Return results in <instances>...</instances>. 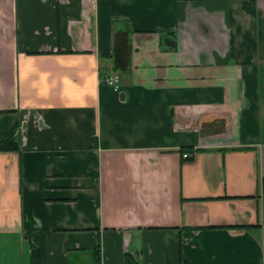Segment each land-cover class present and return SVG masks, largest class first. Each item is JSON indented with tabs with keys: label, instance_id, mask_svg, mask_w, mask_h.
I'll use <instances>...</instances> for the list:
<instances>
[{
	"label": "crops",
	"instance_id": "1",
	"mask_svg": "<svg viewBox=\"0 0 264 264\" xmlns=\"http://www.w3.org/2000/svg\"><path fill=\"white\" fill-rule=\"evenodd\" d=\"M0 264H264V0H0Z\"/></svg>",
	"mask_w": 264,
	"mask_h": 264
},
{
	"label": "built area",
	"instance_id": "2",
	"mask_svg": "<svg viewBox=\"0 0 264 264\" xmlns=\"http://www.w3.org/2000/svg\"><path fill=\"white\" fill-rule=\"evenodd\" d=\"M103 81L108 86L116 89L117 83H118V76H116V75L109 76V77H106ZM189 157H190L189 154H186V153L182 154L183 159H188Z\"/></svg>",
	"mask_w": 264,
	"mask_h": 264
},
{
	"label": "trees",
	"instance_id": "3",
	"mask_svg": "<svg viewBox=\"0 0 264 264\" xmlns=\"http://www.w3.org/2000/svg\"><path fill=\"white\" fill-rule=\"evenodd\" d=\"M9 148H10V146H9L8 142H3L1 144V149L6 150V149H9Z\"/></svg>",
	"mask_w": 264,
	"mask_h": 264
}]
</instances>
